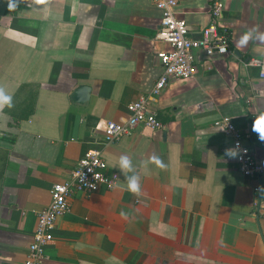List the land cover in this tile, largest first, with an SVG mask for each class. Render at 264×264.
Here are the masks:
<instances>
[{
    "label": "crops",
    "instance_id": "0c3cea01",
    "mask_svg": "<svg viewBox=\"0 0 264 264\" xmlns=\"http://www.w3.org/2000/svg\"><path fill=\"white\" fill-rule=\"evenodd\" d=\"M213 1L178 0L190 37L209 23ZM221 1L232 54L196 51L193 75L170 80L148 104L165 128L137 127L104 145L106 124L125 123L162 73L160 11L151 0H12L11 11L0 0V87L13 104L0 109V264L26 260L52 185L88 151L117 184L69 199L44 264H264V174L244 177L214 126L229 117L264 166V142L252 131L264 118V80L245 65L264 58V0ZM79 86L90 90L83 104L71 101ZM124 155L140 177L139 197L118 168ZM153 156L165 167L146 164Z\"/></svg>",
    "mask_w": 264,
    "mask_h": 264
},
{
    "label": "built area",
    "instance_id": "2783aa9c",
    "mask_svg": "<svg viewBox=\"0 0 264 264\" xmlns=\"http://www.w3.org/2000/svg\"><path fill=\"white\" fill-rule=\"evenodd\" d=\"M151 3L161 14L154 40L166 45L164 50L157 52L162 73L148 95L140 96L129 105V117L125 123L106 124L102 139L104 145L131 135L137 127L152 131L165 128L163 123L149 112L148 104L161 95L170 80H186L193 75L196 51H201L207 59L232 54L230 31L222 22L224 4L221 0L211 3L209 23L202 28L198 38L189 36L188 25L178 16V0H151ZM245 65L258 68V77L264 80V58H249ZM214 126L229 137L232 148L239 144L240 151L236 157L239 172L244 177L260 179L264 174V166L256 160L248 137L226 116L215 120ZM117 181V174L106 172L105 163L96 151L86 152L79 159L68 180L52 185L50 203L37 213L33 239L28 247L27 258L22 264H44L45 246L52 240L56 221L69 210V199L74 194L112 190Z\"/></svg>",
    "mask_w": 264,
    "mask_h": 264
},
{
    "label": "clouds",
    "instance_id": "9594fccd",
    "mask_svg": "<svg viewBox=\"0 0 264 264\" xmlns=\"http://www.w3.org/2000/svg\"><path fill=\"white\" fill-rule=\"evenodd\" d=\"M19 2V0H17ZM45 0H36V3H44ZM17 6L16 3L12 2V0H9L8 2V9L11 11ZM255 30H249L247 31L240 39L241 45H246L248 41L252 38L253 33ZM260 40L264 41V33L260 34ZM12 96L8 95L5 92V89L3 87H0V109H2L4 106H7L9 108L13 107L12 104ZM252 131L257 134L258 138L264 142V118H260L258 120L253 121ZM240 146L237 143L235 148H229L225 149L224 155L230 158H236L239 155ZM154 163L159 168H164L165 165L163 161L157 157L153 156L149 159V161L146 162V164ZM118 168L121 170V172L125 175V180L127 182V190L132 193L133 195L139 197L141 195V185H140V177L138 174L135 173L132 160L124 155L119 158V164ZM132 172L133 175H126V173ZM121 215H125L123 212Z\"/></svg>",
    "mask_w": 264,
    "mask_h": 264
},
{
    "label": "water",
    "instance_id": "95a60500",
    "mask_svg": "<svg viewBox=\"0 0 264 264\" xmlns=\"http://www.w3.org/2000/svg\"><path fill=\"white\" fill-rule=\"evenodd\" d=\"M89 91L87 86L77 87L71 94V101L73 103L83 104L89 98Z\"/></svg>",
    "mask_w": 264,
    "mask_h": 264
}]
</instances>
